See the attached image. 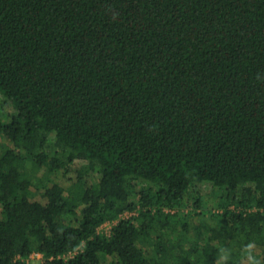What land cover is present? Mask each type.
Returning a JSON list of instances; mask_svg holds the SVG:
<instances>
[{
    "label": "trees",
    "instance_id": "16d2710c",
    "mask_svg": "<svg viewBox=\"0 0 264 264\" xmlns=\"http://www.w3.org/2000/svg\"><path fill=\"white\" fill-rule=\"evenodd\" d=\"M34 252L264 264V0H0V264Z\"/></svg>",
    "mask_w": 264,
    "mask_h": 264
},
{
    "label": "rangeland",
    "instance_id": "374dc122",
    "mask_svg": "<svg viewBox=\"0 0 264 264\" xmlns=\"http://www.w3.org/2000/svg\"><path fill=\"white\" fill-rule=\"evenodd\" d=\"M5 109L7 111H11L12 110V107L11 106H8L6 105L5 106ZM52 178L63 184V185H67L69 184L75 177V172H74V168H72L68 173L66 174H62V173H53L52 175ZM96 176L95 175H88L87 176V179L92 181L93 178H95ZM197 189L200 190V193L201 194H208L207 192H209V187L206 185V184H199L196 186ZM34 199L38 200V201H41V202H44L45 201V198L41 195V192L38 191L36 192L34 195H32ZM129 214H127L126 216H128ZM109 225H106L105 228H107ZM257 252H259V247H257ZM30 261L31 263L33 264H38L40 261H41V257L39 254H36L34 253L33 255L30 256Z\"/></svg>",
    "mask_w": 264,
    "mask_h": 264
},
{
    "label": "built area",
    "instance_id": "2783aa9c",
    "mask_svg": "<svg viewBox=\"0 0 264 264\" xmlns=\"http://www.w3.org/2000/svg\"><path fill=\"white\" fill-rule=\"evenodd\" d=\"M127 214L131 215V214H133V211H127V212L123 213V214H122V217H127V216H126ZM129 215H128V216H129ZM112 224H113V222H109V221L103 223V224L99 227V231H100V232H103V233H105V234L109 233ZM106 225H109V226H108L107 228H105ZM34 253L39 254L40 257L42 258V256H41L40 253H37V252H34ZM34 253H33V254H34ZM33 254H31V255H33Z\"/></svg>",
    "mask_w": 264,
    "mask_h": 264
},
{
    "label": "clouds",
    "instance_id": "9594fccd",
    "mask_svg": "<svg viewBox=\"0 0 264 264\" xmlns=\"http://www.w3.org/2000/svg\"><path fill=\"white\" fill-rule=\"evenodd\" d=\"M247 247H249V248H250V247H251V245H248ZM252 264H258V262H256V261H254V260H253V261H252Z\"/></svg>",
    "mask_w": 264,
    "mask_h": 264
}]
</instances>
